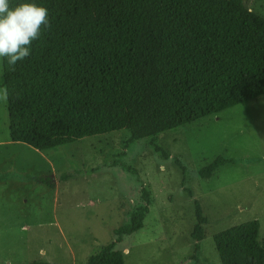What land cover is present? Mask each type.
I'll list each match as a JSON object with an SVG mask.
<instances>
[{"label":"trees","instance_id":"1","mask_svg":"<svg viewBox=\"0 0 264 264\" xmlns=\"http://www.w3.org/2000/svg\"><path fill=\"white\" fill-rule=\"evenodd\" d=\"M20 3L47 8L51 27L15 71L1 66L13 141L44 150L121 129L130 141L155 138L264 94V16L243 0H9ZM230 160L218 155L199 174ZM195 204L199 240L206 217ZM148 209L137 207L84 264H125L115 243ZM259 229L251 219L216 233L220 264H264Z\"/></svg>","mask_w":264,"mask_h":264},{"label":"rangeland","instance_id":"2","mask_svg":"<svg viewBox=\"0 0 264 264\" xmlns=\"http://www.w3.org/2000/svg\"><path fill=\"white\" fill-rule=\"evenodd\" d=\"M243 2L264 16V0ZM129 136L40 150L11 140L0 101V264H84L144 204L142 227L115 243L125 264H220L216 233L258 219L264 235V94L155 138ZM218 155L231 160L202 177ZM195 203L206 217L199 240Z\"/></svg>","mask_w":264,"mask_h":264},{"label":"clouds","instance_id":"3","mask_svg":"<svg viewBox=\"0 0 264 264\" xmlns=\"http://www.w3.org/2000/svg\"><path fill=\"white\" fill-rule=\"evenodd\" d=\"M51 27L48 9L35 3H20L10 7L9 0H0V66L6 63L15 71L18 62L31 54L33 41L42 29ZM8 89L0 87V101L7 103Z\"/></svg>","mask_w":264,"mask_h":264}]
</instances>
